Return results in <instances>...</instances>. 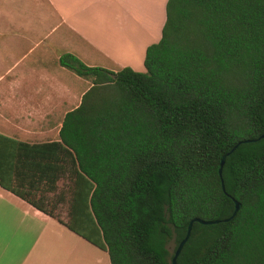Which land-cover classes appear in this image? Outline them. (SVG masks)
<instances>
[{"label": "trees", "instance_id": "obj_1", "mask_svg": "<svg viewBox=\"0 0 264 264\" xmlns=\"http://www.w3.org/2000/svg\"><path fill=\"white\" fill-rule=\"evenodd\" d=\"M58 64L90 81L51 142L69 163L59 222L109 264H170L191 219L216 220L191 223L175 264H264V0H166L144 71Z\"/></svg>", "mask_w": 264, "mask_h": 264}, {"label": "crops", "instance_id": "obj_2", "mask_svg": "<svg viewBox=\"0 0 264 264\" xmlns=\"http://www.w3.org/2000/svg\"><path fill=\"white\" fill-rule=\"evenodd\" d=\"M165 2L0 0V264H109L106 251L52 216L65 204L67 219L70 180L68 157L51 142L70 99L90 85L58 57L144 71Z\"/></svg>", "mask_w": 264, "mask_h": 264}, {"label": "water", "instance_id": "obj_3", "mask_svg": "<svg viewBox=\"0 0 264 264\" xmlns=\"http://www.w3.org/2000/svg\"><path fill=\"white\" fill-rule=\"evenodd\" d=\"M263 136H264V130L258 135L257 139H258V138H262ZM254 140H255V139H244L243 141L246 142V141H254ZM234 146H235V145H234ZM234 146H233L230 150H232V149L234 148ZM226 154H228V152H227ZM224 157H225V154L222 155V156L220 157V160H219V167H218V171H217V172H218V175H220V170H221V166H222V163H223ZM221 187H222V183H221ZM237 207H238V204H237V203H234V209H233V211H232L230 217L233 216V214H234L235 211L237 210ZM193 221H196V222H198V223H200V224H209V223L215 222L216 220H203V219H200V218H193V219H191V220L187 223V226H186V230H185V234H184V236H183L182 239L177 243V245H176V247H175V249H174V251H173V255H172L171 259H170V264H175V258H176V256L178 255V253H179V251H180L182 245L184 244V242H185V241L187 240V238H188V235H189V232H190V226H191V223H192Z\"/></svg>", "mask_w": 264, "mask_h": 264}, {"label": "rangeland", "instance_id": "obj_4", "mask_svg": "<svg viewBox=\"0 0 264 264\" xmlns=\"http://www.w3.org/2000/svg\"><path fill=\"white\" fill-rule=\"evenodd\" d=\"M118 43H122L120 39H118ZM78 102H79V99H70L69 109H71L74 106H76L78 104ZM65 208H66L65 204H63V208L61 207V208H58L57 210H55V212H54L55 214L53 216L57 217L58 219L60 217H62L63 219H66V214H65L66 209ZM173 245H174V243L172 241H170L168 243L167 247H168L169 251L172 250Z\"/></svg>", "mask_w": 264, "mask_h": 264}]
</instances>
